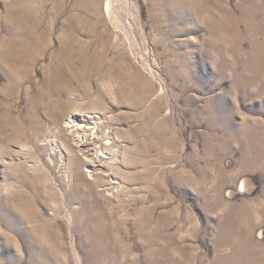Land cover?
Returning a JSON list of instances; mask_svg holds the SVG:
<instances>
[{
  "label": "rangeland",
  "instance_id": "374dc122",
  "mask_svg": "<svg viewBox=\"0 0 264 264\" xmlns=\"http://www.w3.org/2000/svg\"><path fill=\"white\" fill-rule=\"evenodd\" d=\"M169 1L0 0V264H264V0Z\"/></svg>",
  "mask_w": 264,
  "mask_h": 264
},
{
  "label": "bare ground",
  "instance_id": "6f19581e",
  "mask_svg": "<svg viewBox=\"0 0 264 264\" xmlns=\"http://www.w3.org/2000/svg\"><path fill=\"white\" fill-rule=\"evenodd\" d=\"M179 1V0H178ZM169 4L171 6L175 5L176 2L170 0ZM264 5V4H263ZM263 5H259V7H262ZM203 6L205 9H209L210 4L205 2L203 3ZM246 16L251 19L252 21H259V19H257V14L258 11H245ZM21 53V50L15 47H3L2 45H0V61H2L4 59V55L7 54L10 57L14 58L15 60H17L23 67L28 66L29 64V60L27 59L26 61L22 62L17 55ZM55 60L59 61H65L68 63L67 58L66 57H61V58H57L55 57ZM47 95L48 96H44V99L47 100V103L51 106L54 107H58L59 109H66V103L65 101H60V100H56V101H52L51 100V90H47ZM6 106V103H4L3 101L0 100V141L1 142H11V143H20L22 141L23 138V134L24 132L29 129L30 125L28 127H23V124H19V121L17 120L16 117H13L12 112H10L9 110H5V111H1V109L3 107ZM46 115H48V117H51V120L54 119L55 117L57 121H61L62 120V114H51L50 112H45ZM70 128L73 129V131L75 133H77L79 136H82V138L84 139L83 136L85 135H89L87 141H86V145H90V146H94L96 147L97 145V150L95 151V157H98V154H104L107 155V152H105V150H113V145H114V141L111 142V139L106 138V133L105 131H96L97 127H98V123L96 120L94 121H90V119H93V117H90L89 115H83L81 116V114L75 113L73 115H70ZM34 126V125H33ZM34 129V127H33ZM103 129V128H102ZM151 142H158L157 138H153L151 140ZM111 156V155H110ZM107 156L103 157V155H99V158H101L102 160H105L106 162L113 161L115 159H113V157L111 156ZM111 163V162H109ZM87 162L86 161H81L79 160L77 157H74L72 159V165H74L73 167V176L75 180L80 181L83 184H86L87 186H89V183L86 182V180L84 179V175L82 174L81 170L79 169L82 166H86ZM76 177H75V174ZM118 173V172H117ZM77 182V181H76ZM103 183V181H102ZM19 204L16 206H13L12 209L14 211H20V214L23 218H25L24 214L26 216H28V219H34V216H36V212L34 210V203L31 202V200L28 197H25L24 195H22L21 193L19 194ZM19 213V212H18ZM62 242L60 240H57L56 242V247L57 248H62Z\"/></svg>",
  "mask_w": 264,
  "mask_h": 264
}]
</instances>
